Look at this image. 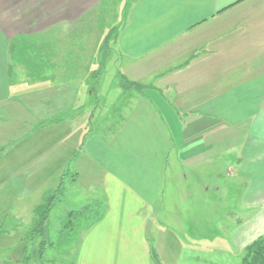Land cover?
I'll use <instances>...</instances> for the list:
<instances>
[{"label": "crops", "instance_id": "1", "mask_svg": "<svg viewBox=\"0 0 264 264\" xmlns=\"http://www.w3.org/2000/svg\"><path fill=\"white\" fill-rule=\"evenodd\" d=\"M121 9L120 71L112 103L98 93L111 104L99 126L82 111L100 87L107 14ZM170 162L174 197L190 181L209 204L234 196L255 215L239 227L242 245L262 235L264 0H0V226L19 225L0 233L10 241L0 264L25 260L20 222L61 183L64 194L79 185L83 172L108 209L82 229L74 264H151L149 230L163 264H180L178 233L153 221ZM225 173L233 182L222 193Z\"/></svg>", "mask_w": 264, "mask_h": 264}, {"label": "rangeland", "instance_id": "2", "mask_svg": "<svg viewBox=\"0 0 264 264\" xmlns=\"http://www.w3.org/2000/svg\"><path fill=\"white\" fill-rule=\"evenodd\" d=\"M122 13L123 12L121 9V13L117 12L115 14V19H111V14H107L109 26L107 28L106 34L108 32L110 34L115 33L114 28L119 27L118 25H120L122 20ZM118 15H120V18L117 17ZM113 20L115 22L112 25ZM109 22H112L111 25ZM108 51L110 52V55L108 57L104 56ZM115 51L116 47L114 46V43L111 45V47L107 46L106 49H101L99 47L98 56L101 61V65L104 66V70L102 69L103 71L101 73L102 77H100L98 80L100 87H96L98 92L93 89L90 106L88 109H84L82 111L83 118L94 114L96 117H93L94 121L97 120V125L99 126H106V124H108L107 116H109L111 104L107 103H112L110 101L112 98H114V93H112L113 91L110 89H112V82L118 76L117 72L120 71V62L118 61V58H116V55H114ZM99 68L100 67H97L96 69ZM22 79L23 78H19V80ZM118 81L121 82V79H118ZM88 83L90 84V88H93L96 82H94L93 79H89ZM99 91H101L100 94L102 96L104 95L110 97L107 103V99L99 97ZM136 91L139 92L138 90ZM129 95L130 93H124L120 103H126L130 99L132 100L135 98L134 96L137 95V93H131L130 96H133L131 98ZM98 105L100 107L99 109L97 108ZM75 109L76 111L74 110L66 112L64 117H76L80 108L78 106ZM94 124L91 126L95 129H98L96 123ZM223 147L225 146L222 145V148ZM227 167L229 166L227 165ZM225 170L228 172L227 168ZM194 175L195 174H191L190 177H193ZM205 175L206 174L202 175L199 173L196 174V178L200 177V179L203 180ZM229 175H226L229 180L222 183V193L231 190L229 183H232L233 179L231 181ZM81 176L82 179L79 181L80 184L72 186L71 189H67L63 196H59V200L56 202L55 207L50 212L49 238L53 244L51 247H48V251L46 252V257L49 259V261L44 263L41 258L37 256V251L42 238L35 237L32 241H27V246L25 248V257H32L28 264H74V257L77 255L76 250L80 244L82 229L95 226L99 220L94 222L92 226L89 225V223H83V225L77 226L76 230L72 232L71 236L65 237L62 235V231L65 222L69 219L68 214L71 210L83 208V206L89 203L93 204L91 207L94 209V211H90V218H94V214L97 212H99L101 216L105 211H107L108 204L105 200H102L103 198L101 195L103 192L99 187H97L99 182H93L95 187L88 189L86 186L92 181L91 178H89V172H83ZM212 179L215 180L216 177H212ZM93 180L95 181V178ZM193 182L194 181H190L189 183L187 182L188 185L181 182L180 184L182 187L179 188L178 192V196L181 199L177 198L176 196L174 197V162H170V164H168L167 178L164 184V193L162 194L163 199L160 201L164 207V210L158 214H156V212V215H154V219L156 218V220L153 221L173 231L175 229V231L178 233L184 248L180 264H242L243 250L245 246L242 245V241L240 242L242 239H240L237 235L238 232H240L239 227L245 225V223L248 222V218L255 216L253 215V210H249V208H247V206L243 203L239 204L238 202L235 204L236 198L234 196H230L229 194L226 197L228 199L224 198L219 200L216 204H209L208 199H202L197 196L195 193L196 190L193 189L195 186ZM208 184L211 185V182L209 181ZM211 192H215V190L212 188ZM188 193H193L194 195L189 196ZM32 198L33 197H31L29 201H38L37 198V200L34 199V201H32ZM183 200H186V203L181 204V201ZM28 206L31 207V205ZM24 220L23 222H20L23 228L20 229V231H18V229L16 230V233H18V238H23V240L27 238L29 234L32 236V232H29L27 226L29 227L30 225L32 229L35 226V222H33V219H31L28 214H26ZM16 221L17 220L10 218L7 224L8 229L9 226H16ZM66 231H69L67 226ZM0 233L7 235L11 233V230L8 231L5 229H0ZM262 234H264V232ZM147 235L148 238H153L155 237L156 232L149 230ZM13 239L15 240L16 237L11 238L12 241ZM6 243H10L8 238L4 237V240L0 239V244L5 245V247L0 246V254L3 256H6L7 254ZM151 264H153L152 261Z\"/></svg>", "mask_w": 264, "mask_h": 264}, {"label": "trees", "instance_id": "3", "mask_svg": "<svg viewBox=\"0 0 264 264\" xmlns=\"http://www.w3.org/2000/svg\"><path fill=\"white\" fill-rule=\"evenodd\" d=\"M115 33L110 34L109 32L104 35L102 43L100 44V48L106 49L107 46H110L114 43V46L116 45V40H117V35H118V30L119 27L114 28ZM113 30V29H112ZM113 42V43H112ZM116 47V46H115ZM110 52H106L104 56H109ZM123 87L126 89H136L139 90L140 92L142 91V85L136 83V82H131L128 80H124ZM87 136V133H85V138ZM63 183L60 184V187L53 192L44 203L39 205L36 208V213L35 217L33 219V222H35V226L32 229L29 225L27 229H29V232H32L31 234L28 235L26 238L27 240H33L35 237H41L42 240L39 244V249H38V257L41 258L42 261L46 259L48 247L53 244L50 241L49 238V217H50V212L53 209V207L56 205V202L59 200V196L64 195V190L62 188ZM93 204H87L83 206V208L80 209H75L71 210L69 215V219L65 222V225L63 227L62 235L65 237H69L72 235V232L76 230L77 226L83 225V223H89V225H93L94 222H97L99 220L100 213L97 212L94 214V218H90V211H94V209L91 207ZM83 218V219H82ZM10 218L6 219L2 225L0 226V229H5V230H12L16 228L17 226L19 227L17 221L15 223L16 226H9V229L7 227L8 221ZM13 222V221H12ZM66 226L68 227V232L66 231ZM90 227V226H88ZM7 228V229H6ZM65 228V229H64ZM32 230V231H31ZM150 242V258L153 264H163L159 252L157 250V247L155 245V238L149 237L148 238ZM36 252V253H37ZM32 259L31 256L25 257V260L22 262H18V264H28L29 261ZM14 264L13 262H10ZM242 264H264V234L258 236L255 238L253 241H251L249 244H247L244 247L243 250V256H242Z\"/></svg>", "mask_w": 264, "mask_h": 264}]
</instances>
